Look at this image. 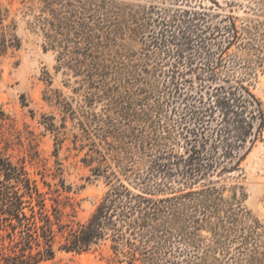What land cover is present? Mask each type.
<instances>
[{"label":"trees","instance_id":"trees-1","mask_svg":"<svg viewBox=\"0 0 264 264\" xmlns=\"http://www.w3.org/2000/svg\"><path fill=\"white\" fill-rule=\"evenodd\" d=\"M30 1L37 13L23 12L26 29L56 54V71L78 78L80 110L58 102L62 121L79 116L83 140L98 139L101 149L90 144L82 160L108 190L85 222L64 220L63 209L73 205L68 197L62 201L61 191L70 187L44 183L48 190L41 191L27 171L32 156L12 160L6 142L0 150V264H40L54 257L56 245L76 254L108 246L125 264H264L262 226L241 207L235 187L224 198V186L213 180L238 171L264 132L262 102L251 90L264 62V21L258 19L264 0H249L256 18L239 25L220 14L216 2L215 9L184 0L189 9L170 16L163 10L159 31L139 55H126L127 33L137 35L145 25H135V13L114 0ZM9 18L0 2V57L21 48ZM99 102L104 107L94 112ZM168 112L173 128L161 124ZM8 121L0 108V130ZM44 126L58 135L65 128ZM132 152L141 155L143 169L127 175L120 165Z\"/></svg>","mask_w":264,"mask_h":264},{"label":"rangeland","instance_id":"rangeland-1","mask_svg":"<svg viewBox=\"0 0 264 264\" xmlns=\"http://www.w3.org/2000/svg\"><path fill=\"white\" fill-rule=\"evenodd\" d=\"M114 1L122 8L126 7L135 13V25H145L144 28H139L137 35L131 36L127 33L130 38L125 44L126 55H139L145 45H148L150 36L159 31L157 20L164 9H167L165 13L170 16L177 8H190V4H185L184 0ZM190 1L191 6H194L197 0ZM0 2L9 9V19L16 23V34L21 39V48L18 51L0 57V108L10 118V122H6L0 130V150H3L7 142L10 143L9 147L4 148L6 151H3L12 160L21 158L29 160L32 156L31 162L27 163V171L37 181L41 191L48 190L44 183L50 185L52 189L60 183L70 187L69 193L61 191L62 201H66L65 197H68L73 205L63 209L64 220L72 219L83 223L107 192L108 186L102 177L92 175L90 167L82 160L88 153L90 144H95L101 149L98 146V139L90 135V139L83 140L78 124L81 119H77L79 116L67 119L65 123L62 121V108L58 102L70 104L76 112L80 110L82 97L76 90L78 78L71 75L64 76L56 71V54L51 50L44 51L42 37L26 29L25 22L29 17H23V12L29 7L37 13V4L30 0H0ZM213 2L220 6L217 10L220 14H230L238 25L248 17L256 18L248 10L251 6L249 0H201L205 7H215ZM127 19L126 17V21ZM258 19L264 21V15L259 16ZM130 23L127 25L130 26ZM141 35L147 37L144 43ZM162 58L163 55L160 59ZM152 61L155 63L158 59ZM166 68L165 66L164 69ZM191 76V74L187 75L189 78ZM155 79L159 81V77ZM251 90L262 102L264 110V62L256 72ZM103 107L104 102H99L94 104L93 111L99 113ZM166 110L168 111V108ZM166 117V119L162 118L161 124L169 123L170 128H173L174 114L168 112ZM47 122H52L56 127L64 125L65 128H60L61 135L46 130L44 123ZM10 123L13 126H10ZM74 136L79 137L75 146ZM129 143L130 140H126V144ZM81 144L84 146L80 150ZM126 149L128 150L129 146H126ZM179 150L180 148L177 149ZM141 159L139 153L126 154V161L122 162L120 168L126 167L127 175H130L133 169L140 172L143 169ZM239 168L236 172H230L220 179L213 178V180H218L217 186H224V198H228L235 187L234 190L240 196L241 207L258 220L264 230V132L251 146ZM111 170L119 175L118 166L113 163ZM47 203H50L49 200ZM200 236L208 238V233L201 231ZM55 249L54 257L40 264H125L118 263L108 246H100L80 254L57 250V245Z\"/></svg>","mask_w":264,"mask_h":264}]
</instances>
